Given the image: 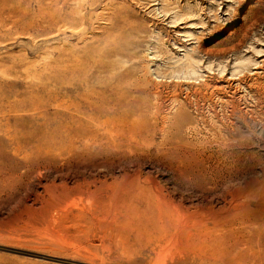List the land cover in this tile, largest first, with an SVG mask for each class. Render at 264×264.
I'll return each mask as SVG.
<instances>
[{
	"label": "rangeland",
	"instance_id": "rangeland-1",
	"mask_svg": "<svg viewBox=\"0 0 264 264\" xmlns=\"http://www.w3.org/2000/svg\"><path fill=\"white\" fill-rule=\"evenodd\" d=\"M0 264H264V0H0Z\"/></svg>",
	"mask_w": 264,
	"mask_h": 264
},
{
	"label": "bare ground",
	"instance_id": "bare-ground-1",
	"mask_svg": "<svg viewBox=\"0 0 264 264\" xmlns=\"http://www.w3.org/2000/svg\"><path fill=\"white\" fill-rule=\"evenodd\" d=\"M181 78V79H184V80H188V81H190V80H197V79H199V77H200V75H199V73L197 72V71H192V73H190V74H186L185 73V75L184 76H181V75H179L178 76V78ZM77 132V131H76ZM75 131L74 132H70V138L72 137V140H73V142L75 141V140H77L78 138H79V131L76 133ZM69 133V132H68ZM112 134V133H111ZM113 135V134H112ZM85 136V135H84ZM115 136V135H114ZM81 137V136H80ZM86 137V136H85ZM88 137V136H87ZM69 138V139H70ZM81 138H83V137H81ZM114 138V137H113ZM87 139V140H86ZM86 139H83L82 141H81V143H82V145L83 146H85V147H92V146H97L98 147V145H100V144H98V142H97V138H96V140H94L95 139V137L94 138H92V137H88V138H86ZM115 139V138H114ZM116 140V139H115ZM115 140H114V142H115ZM80 141V140H79ZM113 141V140H112ZM100 143V142H99ZM110 143V142H109ZM112 143V142H111ZM110 143V144H111ZM117 143V142H116ZM69 145V144H68ZM76 145H77V143H76ZM81 145V144H80ZM117 145V144H116ZM70 146V145H69ZM100 146H102V145H100ZM107 146V145H106ZM109 146V145H108ZM76 147V146H75ZM87 147V148H88ZM104 147V146H103ZM112 147V146H111ZM116 147V146H115ZM120 148V147H119ZM66 148H64V150H65ZM67 149H69V148H67ZM117 149V148H116ZM86 150V149H85ZM71 152H70V154H72V153H74V151L73 150H70ZM63 152V151H62ZM61 152V154H63ZM66 152V151H65ZM69 154V153H68ZM67 155V154H66ZM73 155V154H72ZM74 155H75V153H74Z\"/></svg>",
	"mask_w": 264,
	"mask_h": 264
}]
</instances>
